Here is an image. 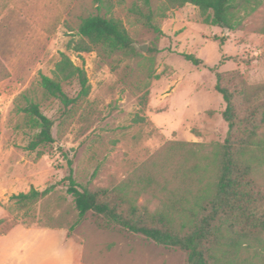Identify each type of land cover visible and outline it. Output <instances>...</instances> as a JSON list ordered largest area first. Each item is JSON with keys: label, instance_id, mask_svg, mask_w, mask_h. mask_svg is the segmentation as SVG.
<instances>
[{"label": "rangeland", "instance_id": "obj_1", "mask_svg": "<svg viewBox=\"0 0 264 264\" xmlns=\"http://www.w3.org/2000/svg\"><path fill=\"white\" fill-rule=\"evenodd\" d=\"M134 2L0 0V264H49L50 253L71 246L65 242L81 245L82 259L92 264H187L186 251L108 217L89 211L78 218L66 192L68 161L80 185L119 196L142 213L163 212L174 225L185 222L166 208L189 202L212 181L209 163L227 134L215 71L235 70L246 85L264 83V0L239 12L234 29L206 21L191 3L166 8L151 0L159 31L132 10ZM96 13L121 21L135 54L74 50L82 18ZM61 53L84 69L90 86L68 106L39 82L42 74L53 77ZM61 85L77 96L76 78ZM30 102L53 123V142L35 149L28 145L40 126L24 110ZM256 178L262 182L264 170ZM50 185L35 202L10 198Z\"/></svg>", "mask_w": 264, "mask_h": 264}, {"label": "trees", "instance_id": "obj_2", "mask_svg": "<svg viewBox=\"0 0 264 264\" xmlns=\"http://www.w3.org/2000/svg\"><path fill=\"white\" fill-rule=\"evenodd\" d=\"M261 1L163 0V4L166 8H175L191 3L206 21L234 29L238 23L236 15L254 9ZM132 10L146 25L159 31L152 22L151 0H135ZM77 33L81 37L74 46L77 52L98 47L106 55L136 53L121 21L113 17L90 14L82 18ZM224 40L225 37H221L220 44ZM181 55L193 65L202 64L194 54ZM73 78L80 86L75 98L68 97L61 85ZM215 78V89L225 103L221 115L227 123V134L215 151V159L209 163L214 170L212 181L202 187L198 180L200 185L191 193L189 202L181 199L182 203H172L166 208L185 215L186 221L174 225L163 212L142 213L133 204L125 205L126 201L119 196H109L102 190L80 185L73 177L69 160V172L64 178L66 192L72 198L78 218L89 211L108 217L124 229L159 245L186 251L187 264H264V180L259 182L256 178L264 170V132L261 134L264 130V83L246 85L235 70L215 71ZM39 82L46 94L59 99L64 106L75 103L90 91L84 69L64 53L60 54L53 77L42 74ZM24 110L34 116L40 126L28 149L53 142V123L40 111L39 105L30 102ZM53 188L54 185L43 190L31 187L29 191L13 194L10 198L23 203L35 202ZM116 198L119 201H115Z\"/></svg>", "mask_w": 264, "mask_h": 264}, {"label": "crops", "instance_id": "obj_3", "mask_svg": "<svg viewBox=\"0 0 264 264\" xmlns=\"http://www.w3.org/2000/svg\"><path fill=\"white\" fill-rule=\"evenodd\" d=\"M65 242V239H64ZM67 247L62 252H52L49 254V264H92L82 259L81 245L65 242Z\"/></svg>", "mask_w": 264, "mask_h": 264}, {"label": "water", "instance_id": "obj_4", "mask_svg": "<svg viewBox=\"0 0 264 264\" xmlns=\"http://www.w3.org/2000/svg\"><path fill=\"white\" fill-rule=\"evenodd\" d=\"M142 49H144V47H142Z\"/></svg>", "mask_w": 264, "mask_h": 264}]
</instances>
